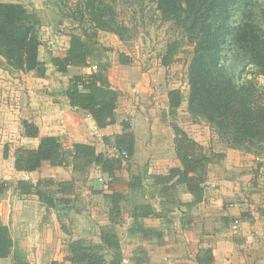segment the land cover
<instances>
[{"label": "trees", "instance_id": "trees-1", "mask_svg": "<svg viewBox=\"0 0 264 264\" xmlns=\"http://www.w3.org/2000/svg\"><path fill=\"white\" fill-rule=\"evenodd\" d=\"M163 21L172 22L193 46V56L188 70V112L197 120L206 121L228 145L254 155L258 166L264 160V0H154ZM77 8L82 25L81 33H71L69 46L64 54L53 55L50 62L55 71L68 75L71 66L89 67L97 70L87 74H74L60 91L69 105L88 113L100 129L116 123L121 90L115 88L108 74L110 63L102 60L105 48L95 37L97 30L114 32L122 39L130 27L117 16V11L106 0H81ZM87 17V18H86ZM86 18V19H85ZM87 23V25H85ZM89 23V24H88ZM42 20L36 10L21 2L0 1V55L7 65L16 71L34 72L45 77L48 64L40 58ZM92 30L93 32H91ZM175 38L167 44L162 64L169 66L175 60L181 46ZM121 63L130 57L119 53ZM180 88L168 91L171 112L184 102ZM122 131L104 137L112 142L117 154L106 155L93 143L74 141L67 145L62 135H42L38 124L23 119V135L37 138L35 147L19 146L14 153L17 171L33 172L44 162L52 166L69 167L74 172L87 171L99 166L109 177L123 168L136 152V133L130 122L123 120ZM174 130V147L178 165L169 167L165 173L133 174L127 182L128 191L112 189L105 196L110 200L108 224L100 231L99 241L82 238L68 240L67 254L58 264H121L123 248L116 225L124 223L122 202L128 200L129 192L142 190L151 184L163 207L157 210L154 199L135 200L129 215L135 225L131 231L143 235H161L153 228L145 227L141 219L149 216L168 215L179 203L177 191L184 188L193 196L192 206L205 199L208 167L226 157L224 151L207 152L204 145L191 136L177 121H171ZM9 147L5 146V157ZM147 179H146V178ZM11 186L8 181L0 183V194ZM22 193L37 194L39 200L57 210L60 220L72 210L75 197L74 181H58L54 178L37 182L20 179L16 182ZM157 198L152 194V197ZM180 204H183L180 200ZM167 206V207H166ZM166 207V208H165ZM264 218V209H259ZM110 256V259L109 257ZM0 258H11L13 264H32L11 228L0 214ZM197 261L211 264L212 250L202 249ZM138 259L136 264H144Z\"/></svg>", "mask_w": 264, "mask_h": 264}, {"label": "rangeland", "instance_id": "rangeland-1", "mask_svg": "<svg viewBox=\"0 0 264 264\" xmlns=\"http://www.w3.org/2000/svg\"><path fill=\"white\" fill-rule=\"evenodd\" d=\"M0 1L21 2L38 12L42 20L40 58L48 64L45 77H39L34 72L23 76L22 71L9 67L0 55V183H11L10 188L0 194L1 219L10 226L14 238L33 264H58L63 261L70 238L99 241L101 228L108 224L110 200L105 194L115 188L128 191L127 182L131 173H140L148 178L150 168L152 171H164L173 166L175 147L171 121H177L209 153L225 152L231 148L206 121L197 120L188 112V70L194 46L181 35L180 29L172 22L162 20L154 0H106L115 7L119 19L130 27L126 39L101 29L97 30L95 37L105 47L101 54L102 60L110 63V80L122 92L116 115L120 121L130 122L136 133L135 154L130 161H124L123 168L116 172L115 178L109 177L99 166L74 172L69 167L52 166L48 162L32 173L16 172L11 162L16 148L22 145L35 147L38 143V139L22 136L23 119L33 120L36 117L34 111L38 110L37 106L42 101L49 106L57 104L60 109L67 108L66 97L60 91L71 73L64 75L56 72L50 60L53 55L66 51L70 34L81 33L84 22L77 9L81 0ZM179 37L182 41L179 53L171 65H163L161 59L167 44ZM120 52L130 57L129 63L120 62ZM87 73H90L88 69L85 70ZM260 81L264 83V78L260 77ZM171 88H180L185 98L181 107L174 112L169 110L168 104V91ZM42 121L39 120L41 124ZM85 124L88 126L87 122ZM88 139L106 155L118 153L112 142H105L104 137L99 138L96 133L90 134ZM74 141L72 136L65 138L67 145ZM5 146L9 147L7 157L4 154ZM236 151L243 158L236 155L209 165L208 182L215 184L218 191L209 190L208 194L232 197V200L223 198L225 206L230 202L238 203V197L247 198L253 205H264V160L259 167L255 156L246 154L245 157L242 152ZM101 176L105 181L100 180ZM48 178L74 181V194H71L72 198L75 197L72 203L74 208L64 213L62 220L57 210L41 202L37 194L22 193L16 186L20 179L37 182ZM254 181L258 186L252 189ZM240 183H244L240 186L242 190L239 188L242 195L241 191L240 194L233 191L234 186ZM184 192V188H179L177 195L182 196ZM152 194L157 196L151 184L142 190L130 191L128 200L122 202L124 213L135 200L154 199L156 203L159 202L158 196L155 198ZM225 232L233 235L230 225ZM233 241H237V237ZM0 264H13V261L11 258H0Z\"/></svg>", "mask_w": 264, "mask_h": 264}, {"label": "crops", "instance_id": "crops-1", "mask_svg": "<svg viewBox=\"0 0 264 264\" xmlns=\"http://www.w3.org/2000/svg\"><path fill=\"white\" fill-rule=\"evenodd\" d=\"M73 69L79 70L73 72ZM86 69L88 67L71 66L70 73L71 75L85 74ZM30 73L22 72L21 74L27 76ZM65 100L67 108L64 109H60L57 104L49 106L44 101L37 106L38 110L34 111L36 117L29 120L38 124L42 135L56 134L66 138L72 136L75 141L92 143L88 139L90 134L96 133L100 138V136H112L122 131L121 122L123 120L120 121L117 118L116 123L100 129L88 113L72 108L67 98ZM41 119L43 124L39 122ZM85 122L88 123V126ZM22 136L29 139L23 135V131ZM236 150L238 149L228 148L227 151L225 150L224 161L236 155L243 158L239 153H235ZM238 151L242 152L245 157L246 154L254 156L241 150ZM11 162L14 167L13 157H11ZM174 165H178L176 155L173 156ZM152 170L150 168L149 173H165L167 171ZM15 171L22 172L16 169ZM242 185L244 183L237 184L233 191L240 194ZM256 186L258 183L254 181L252 189ZM209 190L218 191L216 187L206 189L204 201L194 206L188 204L193 200L192 194L185 191L182 196H178L179 203L172 207L168 215L149 216L141 219L140 223L145 227L153 228L161 235L145 236L138 231H131L135 222L127 212L123 217L124 223L122 224L124 226L119 227L117 224L116 231L122 243L123 253L130 257L131 264H136L138 259H142L144 264H203L197 261V254L206 248L212 250L214 261L211 264H264V218L259 214V209H264V205L261 203L253 205L252 201L248 202L247 198L238 197L236 199L239 202L234 206L229 207V204L225 206L223 198L227 200L229 197L219 194L211 196L208 194ZM243 198L246 200L243 201ZM180 200L183 204H180ZM229 200H232V197ZM154 203L157 210H162L163 207L159 202L154 201ZM234 218L241 219V228L238 232H232L233 235L230 236L225 231H228V225ZM235 237H237V241H233ZM108 257L110 259V256ZM28 259L33 264V260Z\"/></svg>", "mask_w": 264, "mask_h": 264}, {"label": "built area", "instance_id": "built-area-1", "mask_svg": "<svg viewBox=\"0 0 264 264\" xmlns=\"http://www.w3.org/2000/svg\"><path fill=\"white\" fill-rule=\"evenodd\" d=\"M88 69H89V72L95 71V70H97V65L96 64H92V65H90L88 67ZM100 180L105 181V178L103 176H101ZM213 187H216L215 184H212V185L209 184L206 189L213 188ZM232 206H234V203L230 202L229 203V207H232ZM230 226H231V230L233 232H238L240 230V228H241V220L239 218H234L232 220ZM130 263H131L130 257H128L127 255L124 254L123 258H122V261H121V264H130Z\"/></svg>", "mask_w": 264, "mask_h": 264}]
</instances>
